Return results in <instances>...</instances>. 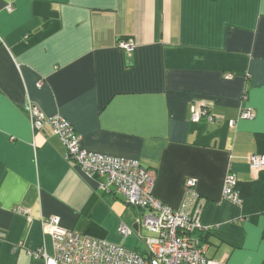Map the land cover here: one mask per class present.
Returning a JSON list of instances; mask_svg holds the SVG:
<instances>
[{"label":"crops","instance_id":"obj_1","mask_svg":"<svg viewBox=\"0 0 264 264\" xmlns=\"http://www.w3.org/2000/svg\"><path fill=\"white\" fill-rule=\"evenodd\" d=\"M29 103L68 119L84 149L156 169L154 194L173 208L195 178L208 255L264 264V216L223 196L229 171L256 179L249 157L264 154V0H0V264H48L33 251L54 257L51 216L142 250L146 210L98 190L50 126L33 129ZM193 106L214 120L173 141L170 120H191ZM248 106L253 119L240 117Z\"/></svg>","mask_w":264,"mask_h":264},{"label":"built area","instance_id":"obj_2","mask_svg":"<svg viewBox=\"0 0 264 264\" xmlns=\"http://www.w3.org/2000/svg\"><path fill=\"white\" fill-rule=\"evenodd\" d=\"M118 45L128 53L135 50L131 39H120ZM43 83L41 79L37 85L40 87ZM26 112L35 131L51 127L66 148L65 157L95 177L98 190L146 210L142 223L147 234L139 236L143 243L141 251L105 237L65 228L58 216H51L44 219L42 225L52 237L55 255L50 257L44 247L34 250V255L44 256L48 264H225L208 255V243L198 235L208 227L201 219L204 202L197 191L195 178L185 180L182 203L173 208L154 194L156 169L144 166L138 159L84 149L80 133L60 114L47 115L34 103H29ZM240 117L253 119L255 111L250 106L242 108ZM190 119L192 122L213 121L214 116L208 108L193 106ZM229 124L233 125L234 121ZM249 161L255 173L264 169V154H251ZM238 182L236 173L229 171L223 196L242 205ZM119 232L125 237L135 233L125 224L119 227Z\"/></svg>","mask_w":264,"mask_h":264},{"label":"trees","instance_id":"obj_3","mask_svg":"<svg viewBox=\"0 0 264 264\" xmlns=\"http://www.w3.org/2000/svg\"><path fill=\"white\" fill-rule=\"evenodd\" d=\"M200 122H192L191 120H175L169 122V136L175 142H187L188 136L193 127L202 125ZM257 142L264 146V134H257ZM262 148V147H261ZM237 188L241 192L242 208L246 213V217L253 220L259 216H264V169L260 170L259 176L252 180H243L237 183ZM95 200H91L89 205L84 210V215L87 218L91 209L93 208ZM91 229L95 236H103L104 231L95 223H90ZM82 232L86 233L85 230ZM92 233V232H91ZM99 235H96V234Z\"/></svg>","mask_w":264,"mask_h":264},{"label":"rangeland","instance_id":"obj_4","mask_svg":"<svg viewBox=\"0 0 264 264\" xmlns=\"http://www.w3.org/2000/svg\"><path fill=\"white\" fill-rule=\"evenodd\" d=\"M146 233H147V231L143 228L141 231H140V236H142V235H146ZM140 244H141V247H143V243L141 242V240H140ZM137 250L138 251H141V249H140V247L139 248H137Z\"/></svg>","mask_w":264,"mask_h":264}]
</instances>
